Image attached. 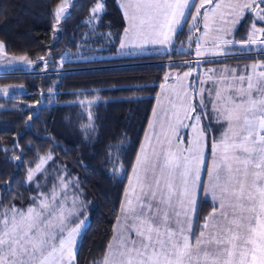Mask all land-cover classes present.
<instances>
[{"label": "rangeland", "instance_id": "1", "mask_svg": "<svg viewBox=\"0 0 264 264\" xmlns=\"http://www.w3.org/2000/svg\"><path fill=\"white\" fill-rule=\"evenodd\" d=\"M116 1L125 28L112 58L161 55L176 47L185 26L193 30L200 24L201 29H196L193 58L184 60L193 65L183 72L167 70L161 83L103 264H264V60H243L242 69L234 61L209 64L199 57L226 52V45L254 55L264 50V22L256 25L264 6L259 0ZM68 4L63 0L58 6L57 22L67 14ZM103 9L99 0L91 10V27ZM249 11L257 18L251 32L231 40L236 19ZM79 58L84 57L72 60ZM7 61L26 70L33 66L26 56H9ZM16 90L23 87L0 86V96ZM208 101L216 107L212 117L227 126V142L212 143L210 150L202 131L209 116L199 111ZM172 107L173 112L168 110ZM208 132L213 134L209 124ZM49 160L37 163L31 178ZM63 178L56 177L49 193L28 209H9L0 217V230L6 228L0 233V264H46L49 254L52 264L54 257L56 264H75L78 236L89 221L78 216L80 198ZM200 187L218 208L193 238L190 206L194 189ZM138 204L149 211L141 224L147 244L129 234Z\"/></svg>", "mask_w": 264, "mask_h": 264}, {"label": "trees", "instance_id": "2", "mask_svg": "<svg viewBox=\"0 0 264 264\" xmlns=\"http://www.w3.org/2000/svg\"><path fill=\"white\" fill-rule=\"evenodd\" d=\"M98 1L70 0L67 14L57 22L63 0H0L5 52L33 62L29 70L0 74V85L23 87L0 97V217L9 209H28L63 174L80 198V214L89 221L75 264H100L161 83L167 70L183 72L193 65L184 60L193 58L196 29H201L200 24L193 30L185 26L176 47L161 55L112 58L125 19L116 0H102L103 12L91 27L95 20L89 17ZM254 21L250 11L234 38H244ZM79 54L84 58L72 60ZM255 57L264 54L205 63ZM168 58L174 61L166 63ZM43 160L49 161L31 178ZM213 208L209 200L199 201L195 235Z\"/></svg>", "mask_w": 264, "mask_h": 264}, {"label": "crops", "instance_id": "3", "mask_svg": "<svg viewBox=\"0 0 264 264\" xmlns=\"http://www.w3.org/2000/svg\"><path fill=\"white\" fill-rule=\"evenodd\" d=\"M68 2L70 1V0H67ZM208 1H213V0H208ZM204 9H201L200 10V19H202V17H203V13H204V11H203ZM122 12V11H121ZM250 12V11H249ZM249 12H247V13H249ZM247 13H242V14H240V16L236 19V24H234V27H235V30H234V32H233V34H232V37H231V40H235V41H237L234 37V35H235V31H236V29H237V27H238V25L240 24V22L243 20V18L245 17V15L247 14ZM123 14V13H122ZM254 14V13H253ZM259 14L263 17L262 18V21H258L259 19H261V17H258V20H256L257 18H255V20L258 22V23H261V22H264V10H262V11H259ZM257 16H259V15H257ZM254 17H255V15H254ZM262 24V23H261ZM253 25H255V24H253ZM260 25V24H259ZM254 27V26H253ZM256 27V26H255ZM251 27L249 28V31H248V33L249 32H251ZM247 33V34H248ZM2 43L0 42V74H4V73H6L5 71H7V70H10V69H14V68H23V66H17L16 64H11V63H9L7 60H8V58H9V56H11V55H9V54H7L6 52H5V50H4V46H3V44L1 45ZM233 48H237V47H235V46H233V45H231L230 47H228L227 48V45H226V47H223V49L226 51V50H228V51H226V52H220V53H213V54H203V55H200L199 57H201L202 59H205V60H207V59H213V58H222V57H225V56H233V55H237V56H240V55H249L251 52L250 51H248V52H246V51H242V52H237V53H234L233 51H230V49H233ZM253 54V53H252ZM257 54H264V50H261V51H259V52H257ZM257 60H264V58H258ZM255 62V61H254ZM225 64H226V62H225ZM228 64H230V63H228ZM244 64L245 63H243V61H235L234 63H232V65H237V66H244ZM249 64V63H248ZM240 68V67H239ZM245 68H247V67H245ZM242 69H244L243 67H242ZM241 69V70H242ZM248 69L249 68H247V71H248ZM254 69H255V67H254ZM241 76H243V75H241ZM238 77H240L239 75H238ZM0 86H7V85H0ZM0 97H4V96H0ZM200 97H202L203 99H208V98H210V97H208L205 93H201L200 94ZM157 98V97H156ZM155 102H156V100H155ZM155 106V105H154ZM200 109H199V111L202 113V114H205V115H207V116H209L208 118H207V121H208V124L210 125V127H211V129H212V132H211V136L209 135V132H208V136H207V133H206V128H208V124H207V122H204V126H203V130L202 131H204V133H205V138H206V145H207V148H208V150H210V146H211V144L212 143H214V144H219V143H223V142H227V140L225 139V133H226V129H227V126L225 125V123H222V122H219L218 121V119H217V117H212V115H215L216 114V107H214V106H212V104L208 101V102H206V104H204V106H201V107H199ZM154 109V108H153ZM168 110L169 111H171V112H173V111H175L176 110V108H174V107H172V109H169L168 108ZM153 112V111H152ZM152 115V114H151ZM151 118V117H150ZM150 120V119H149ZM148 125H149V122H148ZM148 125H147V127H148ZM146 130H147V128H146ZM181 130H183V127L180 129V131ZM179 131V132H180ZM146 132V131H145ZM184 136L187 138L188 137V131L184 134ZM144 138V137H143ZM178 138H179V141H180V137H179V135H178ZM188 139V138H187ZM187 139L185 140H181L182 142H184L185 144H186V142H187ZM142 143V142H141ZM140 147H141V145H140ZM186 147V146H185ZM138 153H139V151H138ZM244 153V152H243ZM137 156H138V154H137ZM136 159H137V157H136ZM135 162H136V160H135ZM135 162H134V165H135ZM150 162H151V159H150ZM134 165H133V168H132V170H131V172H130V175H129V177H128V180H127V184H126V187H127V185L128 184H130V182H131V180H132V177H133V170H134ZM126 187H125V189H126ZM125 192V191H124ZM124 195V194H123ZM193 198H194V201H193V203L191 204V206H190V210H191V220H192V223H193V228H192V236H193V238H198V236L204 231V225H205V223H206V220H207V217L209 216V215H211V214H213V213H215L216 212V210H217V208H218V205L217 204H215V203H213L212 201H211V199L210 198H208V197H206V198H204V196H203V192H202V188L200 187V189L196 192L195 191V189H194V191H193ZM207 199V200H209L213 205H214V208L211 210V212L206 216V218H205V221H204V223H203V225H202V230L200 231V232H198L196 235L194 234V228H195V221H196V215H197V207H198V203H199V201L201 200V199ZM146 199H147V202L148 203H150V200H149V197H148V195H146ZM122 200H123V198H122ZM193 200V199H192ZM121 203H122V201H121ZM137 211L138 212H136V216L134 215V216H131V219H130V225H129V228H130V231H129V234H130V237L131 238H135V237H138L139 239H141V240H143L144 241V243L145 244H147V236L148 235H146L145 234V232L143 233L142 231V228H141V224H143V221H144V216L147 214V213H149V211H146V210H144L143 209V207H142V204H138V206H137ZM193 211V212H192ZM215 211V212H214ZM81 214L80 213H78V216H80ZM118 216V215H117ZM73 221H75L74 219H73ZM144 223H145V221H144ZM116 224H117V218H116V220H115V222H114V226H113V234H112V237H111V239L113 238V235H114V231H115V227H116ZM148 227H149V225H148ZM5 226H3L2 225V227H1V230H0V233H2L3 231L2 230H4L5 231ZM143 234H145L146 236H144ZM80 236H78L79 238H78V241H77V243L79 244V241H80V238H81V236H82V233L81 234H79ZM0 236H1V234H0ZM111 239L109 240V243H110V241H111ZM109 243H108V245H107V248H106V250H105V254H104V256H103V258H102V260H101V262H100V264H103V260L107 257V255H108V246H109ZM78 244H76V248H75V256H76V250H77V246H78ZM75 259V258H74ZM46 260H49V262H47L46 264H52V255L51 254H49L48 256H46ZM54 264H56V258L54 257V262H53Z\"/></svg>", "mask_w": 264, "mask_h": 264}, {"label": "built area", "instance_id": "4", "mask_svg": "<svg viewBox=\"0 0 264 264\" xmlns=\"http://www.w3.org/2000/svg\"><path fill=\"white\" fill-rule=\"evenodd\" d=\"M262 2H264V0H261ZM168 61H174L173 59H171V58H168Z\"/></svg>", "mask_w": 264, "mask_h": 264}]
</instances>
